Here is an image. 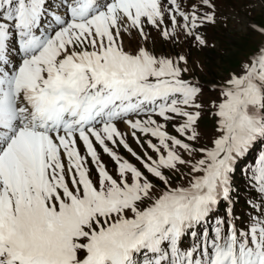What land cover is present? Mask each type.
<instances>
[{
    "label": "snow or ice",
    "instance_id": "snow-or-ice-1",
    "mask_svg": "<svg viewBox=\"0 0 264 264\" xmlns=\"http://www.w3.org/2000/svg\"><path fill=\"white\" fill-rule=\"evenodd\" d=\"M229 2L0 0V264H264V42L218 83L147 46L203 50Z\"/></svg>",
    "mask_w": 264,
    "mask_h": 264
},
{
    "label": "rangeland",
    "instance_id": "rangeland-1",
    "mask_svg": "<svg viewBox=\"0 0 264 264\" xmlns=\"http://www.w3.org/2000/svg\"><path fill=\"white\" fill-rule=\"evenodd\" d=\"M220 12L222 18L220 23L215 27L206 29V39L209 46L203 50L195 47L191 42L188 45H174L157 37L156 33L152 32V39L147 42V46L152 49L157 55L177 56L182 54L187 56L189 66L193 69L191 78L201 83H218L225 79L231 71L239 70L241 62L256 51L257 45L264 42V36H260L258 31H250L251 26L257 29L264 27V0H235L221 6ZM223 16H227L225 21ZM238 17V19L236 18ZM153 40L155 41L153 45ZM126 46L128 41H125ZM143 40L139 41V46H144ZM214 45V46H213ZM137 43L133 41L131 48L134 50ZM210 90H206L209 92ZM214 95V93H211ZM121 132H127L125 125L120 124ZM213 122L212 118L205 115L201 121L200 131L203 133L204 139L201 140L200 146L204 145L212 135ZM172 135H177L171 126L167 129ZM130 147L140 156H143L142 149L137 145L135 140L128 135L126 137ZM155 142V141H154ZM111 147V145H109ZM98 151H99V146ZM147 148V145H145ZM118 155L128 159L131 163L143 170L139 161L131 156L123 147L114 148ZM149 155L155 156L150 149ZM101 159L105 163L110 172L115 169V164L106 154L100 152ZM187 173L188 169H183ZM94 176V173H93ZM186 183L179 175L174 178L173 184ZM240 183L244 184L240 179ZM245 185V184H244ZM237 186L240 188L241 186ZM247 192L246 186H244ZM241 193L240 199L243 205L239 208L241 214L247 210V205L244 203L248 192Z\"/></svg>",
    "mask_w": 264,
    "mask_h": 264
},
{
    "label": "trees",
    "instance_id": "trees-1",
    "mask_svg": "<svg viewBox=\"0 0 264 264\" xmlns=\"http://www.w3.org/2000/svg\"><path fill=\"white\" fill-rule=\"evenodd\" d=\"M259 150H260V146H257V148L250 154V156H249V158H248V160L245 162L246 164H253L254 163V159H255V157H256V155H257V153L259 152ZM238 182V185H240L241 187L239 188V191L241 192V193H243V192H246V189H245V185L242 183H240V179L239 178H237V181H236V183ZM247 193V192H246ZM240 197V196H239ZM243 205V203H242V200L240 199L239 200V203H237L236 204V206H235V211H236V213L237 214H241L240 212H241V210L239 209L241 206ZM219 212L221 213V214H223V209H222V207H220L219 208ZM242 215V214H241Z\"/></svg>",
    "mask_w": 264,
    "mask_h": 264
}]
</instances>
